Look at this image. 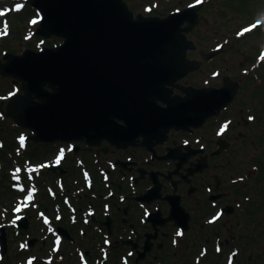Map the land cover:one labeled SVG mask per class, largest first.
Masks as SVG:
<instances>
[{
    "label": "flooded vegetation",
    "instance_id": "af4514ba",
    "mask_svg": "<svg viewBox=\"0 0 264 264\" xmlns=\"http://www.w3.org/2000/svg\"><path fill=\"white\" fill-rule=\"evenodd\" d=\"M124 1L135 17H166L158 12L159 2L145 4L149 13L144 15L134 10L130 3L133 0ZM205 3H188V7L202 5L198 25ZM185 9L176 8L169 15ZM190 33L187 37L193 41ZM193 43L195 49L188 51V58L201 65L168 87L173 90L172 97L185 98L184 88L222 89L231 80L239 83L235 101L242 81L225 76L224 83L214 87L187 80L204 67L203 62L189 57L198 51V45ZM214 53L216 50L201 56L208 63L216 54L208 61L205 57ZM220 76L222 73L211 75ZM231 104L203 123L171 128L162 141L145 138L136 125L137 129H124L126 134H116L115 142L103 139L95 145L86 140L56 143L55 148L51 147L53 155L45 159L50 166H57L59 150H66L69 156L61 161L62 170L51 172L53 195L49 194L48 200L38 199L32 211L40 217L37 230H42L44 237L49 230L63 235L68 256H78L84 264H91L89 256L97 253L99 257L93 264H171V259H175L174 264H234L241 254L239 247L246 250L249 245L248 217L252 214L260 218L264 195L252 194L255 190L251 183L244 186L246 177L235 176L239 165L230 157L235 153V144L229 138L234 135L232 120L223 119ZM160 105L167 107L163 102ZM118 123L126 126L121 120ZM262 160L255 161V172ZM257 184L254 181L253 185ZM234 214L239 218L236 232L228 227V234L223 233L226 217ZM44 237L42 247L48 240Z\"/></svg>",
    "mask_w": 264,
    "mask_h": 264
},
{
    "label": "water",
    "instance_id": "95a60500",
    "mask_svg": "<svg viewBox=\"0 0 264 264\" xmlns=\"http://www.w3.org/2000/svg\"><path fill=\"white\" fill-rule=\"evenodd\" d=\"M27 1L41 17L36 35L63 40L0 60L1 75L22 82L23 93L10 98L5 115L32 132L28 140L95 145L138 126L145 138L162 141L171 128L203 123L234 101L239 83L231 80L222 89L184 88L185 98L168 88L201 65L188 58L195 45L187 34L202 5L160 18L135 17L124 0ZM20 225L27 228V220Z\"/></svg>",
    "mask_w": 264,
    "mask_h": 264
},
{
    "label": "rangeland",
    "instance_id": "374dc122",
    "mask_svg": "<svg viewBox=\"0 0 264 264\" xmlns=\"http://www.w3.org/2000/svg\"><path fill=\"white\" fill-rule=\"evenodd\" d=\"M13 1V4H10V17L7 22L0 23V39L5 37L4 46L8 50L7 53L22 55L27 49L38 51L37 44L41 41V38L43 39L42 36H35L36 29L40 26V24H37L38 12L25 0ZM18 1L19 4H17ZM154 1L159 2L158 12H163L165 16H168L172 10L176 8L185 9L188 7V3L195 0H133L130 3L135 11L147 15L149 13L147 12L148 8H144V5H152ZM205 1L206 3L200 12L201 22L188 35L198 45V51L191 52L189 57L203 62L204 67L195 75L189 76L187 80L192 84H199L200 81V84L206 83V85L214 87H220L225 81L223 80L225 76L242 81L243 86L223 119H229L228 122L232 120L231 125L233 126L234 135L230 134L229 138L235 144V153L230 157L233 158V162L235 161L239 165V171L235 176H245L244 186L248 182L253 186L254 181L259 182L260 177L256 178V176L261 171V165L264 167V160H262L261 165L258 164L260 167L258 171L255 172L253 168L255 161H259L261 158L264 159V0ZM15 4L21 7L20 11L17 10L18 7ZM0 19L2 20V18ZM46 40V47H54V43L55 46H58V42H62V39L55 36ZM212 50H216L217 54L212 61L206 63L201 55L202 53L212 52ZM4 57L2 55L0 60L6 63ZM217 73H222V76L211 77V75ZM15 83L22 88L20 80L13 76H2L0 74V103L3 102L2 104H4L5 98H8L10 94L20 95L23 93L22 89L13 92ZM6 104H8V101ZM251 116L255 117V120L249 119ZM0 119H4L1 114ZM247 123L248 126H246ZM3 130L4 133L1 132L0 134L4 135L0 136V148L4 145V141L12 144L15 140V145H12V150L8 156L11 158L12 164L17 163L16 166L24 164L23 161L28 158V152L23 151L25 149L21 147V143L16 137L22 131V127H18L13 119H8V124L5 127L3 126ZM27 132L31 131L28 129ZM14 134H16L15 137ZM226 140H228V134ZM56 143H51L50 146L41 147V149L37 147V153L40 154L41 151V155L44 157L39 160L34 159L33 162H41L52 156L51 147L55 148ZM19 147L21 150H19ZM1 157L5 160L4 156ZM0 163L4 164L6 161L2 162L0 159ZM258 184L263 185L260 182ZM252 194L257 193L253 192ZM262 205L263 210L260 213V218L252 214L248 217V227L246 229L248 228L249 245L246 250L239 247L241 254L234 264H264V206ZM2 206L3 204L0 201V209ZM3 217L4 215L0 218V223ZM225 220L227 227L221 228L222 232L228 234L226 228L231 227L235 233L239 220L237 214L229 216V218L226 217ZM28 221L29 228L27 231L32 232L31 235L18 234L13 229L6 230L8 246L3 260L0 259V264H23L21 261H24L27 255H30L29 258H31V255L37 256L34 261L35 264H49L44 261V258L50 254V249L52 252L57 253L53 250L52 241L54 240H52V237L46 234L47 240V237L43 236L42 230H37V227L31 225L30 219ZM5 222V226L11 224L8 214H5ZM43 237L47 242L42 247ZM28 240L36 241L29 249L26 247L21 248V241L28 246ZM98 241L97 239V244ZM66 244L67 242L63 240L61 251L54 255L51 264H81L78 256H73L69 261L70 257L66 254ZM234 247L235 245H233ZM230 251L231 249L228 252ZM97 256L99 257L98 253L89 256L91 264ZM174 260L171 259V264H174ZM183 262L180 261L178 264H185Z\"/></svg>",
    "mask_w": 264,
    "mask_h": 264
},
{
    "label": "trees",
    "instance_id": "16d2710c",
    "mask_svg": "<svg viewBox=\"0 0 264 264\" xmlns=\"http://www.w3.org/2000/svg\"><path fill=\"white\" fill-rule=\"evenodd\" d=\"M4 45H5V42L0 39V57L5 52L8 51L7 49H5L6 47ZM13 91H14V85H13ZM5 99H4L5 100L4 104H2L3 102L0 103V114L1 115L4 112V110H6L7 98H5ZM3 117H4V119H2V120L0 119V126H1L0 134H1V132L4 133L3 126L5 127V125L8 124V118H6L5 116H3ZM0 136H4V135H0ZM15 136H16V134H14V137ZM15 142L16 141L14 140L12 142V144H11L10 142L4 141V145L0 148V159L2 160V162L6 161V163H4V164L0 163V195L2 196L0 198L1 199L0 201L3 204L2 208H7L8 207L7 205L9 204L10 205L9 210H11L12 206H13L11 201H9V202L6 201L5 202V200H7L8 197H9V192L11 191V188L9 186V183H10L9 172H10L11 168H14L16 163L12 164V160H11V158H9L8 155L10 154V152L12 150V145H15ZM29 145H30L29 148L27 150H25L26 152H28L27 153L28 154L27 157L32 159V160H34V159L36 160V157L38 156L37 149H36L37 146L34 143L33 144L30 143ZM19 150H20V147H19ZM1 156H4L5 160ZM51 174H50V172H48L45 176H48V175H51ZM260 174H261V176H260ZM257 177H260L259 182L262 183L263 185L262 186H260L261 184H257L255 186L253 185V189L255 190L254 192L258 193L259 195H264V190H263V188H264V167L262 165H261V171H260V173L258 174ZM41 186L43 187V190H44V193H45L44 195L49 197V194H48V191H47V188H46L47 184L44 183V180H43ZM263 200H264V196H263ZM1 215L2 214L0 212V218H2ZM32 219H33V221L36 222V225L39 224L38 220H37V216H33ZM23 233H24V235H29L30 234L29 232H24V231H23ZM70 260H71V258L69 259V261Z\"/></svg>",
    "mask_w": 264,
    "mask_h": 264
},
{
    "label": "bare ground",
    "instance_id": "6f19581e",
    "mask_svg": "<svg viewBox=\"0 0 264 264\" xmlns=\"http://www.w3.org/2000/svg\"><path fill=\"white\" fill-rule=\"evenodd\" d=\"M2 115L5 116V117L8 118V119H11V118H9V117H7V116L5 115V111L2 113ZM27 130H28V129H27ZM27 130H26V128H23V127H22V131H21L16 137H18V138H22L25 134L28 133Z\"/></svg>",
    "mask_w": 264,
    "mask_h": 264
}]
</instances>
